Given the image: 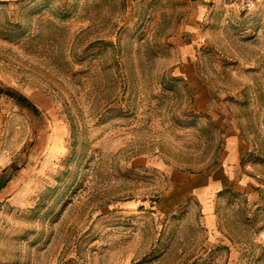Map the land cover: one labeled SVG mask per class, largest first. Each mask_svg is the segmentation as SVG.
Segmentation results:
<instances>
[{
    "label": "rangeland",
    "instance_id": "obj_1",
    "mask_svg": "<svg viewBox=\"0 0 264 264\" xmlns=\"http://www.w3.org/2000/svg\"><path fill=\"white\" fill-rule=\"evenodd\" d=\"M0 264H264V0H0Z\"/></svg>",
    "mask_w": 264,
    "mask_h": 264
},
{
    "label": "trees",
    "instance_id": "obj_2",
    "mask_svg": "<svg viewBox=\"0 0 264 264\" xmlns=\"http://www.w3.org/2000/svg\"><path fill=\"white\" fill-rule=\"evenodd\" d=\"M0 94H6L12 97L15 101V104L30 110L35 116L40 115L39 107L31 101L26 95L21 93L20 91L11 88V87H4L0 85Z\"/></svg>",
    "mask_w": 264,
    "mask_h": 264
},
{
    "label": "built area",
    "instance_id": "obj_3",
    "mask_svg": "<svg viewBox=\"0 0 264 264\" xmlns=\"http://www.w3.org/2000/svg\"><path fill=\"white\" fill-rule=\"evenodd\" d=\"M241 10L251 9L257 0H234Z\"/></svg>",
    "mask_w": 264,
    "mask_h": 264
}]
</instances>
